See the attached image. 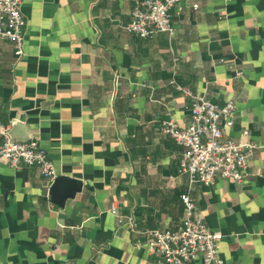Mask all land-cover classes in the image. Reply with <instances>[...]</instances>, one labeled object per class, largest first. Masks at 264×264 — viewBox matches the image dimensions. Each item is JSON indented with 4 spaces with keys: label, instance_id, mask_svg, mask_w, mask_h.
Returning <instances> with one entry per match:
<instances>
[{
    "label": "crops",
    "instance_id": "obj_1",
    "mask_svg": "<svg viewBox=\"0 0 264 264\" xmlns=\"http://www.w3.org/2000/svg\"><path fill=\"white\" fill-rule=\"evenodd\" d=\"M136 1L22 0L23 56L0 39V123L82 184L58 207L37 167L0 161V264H158L144 232L180 227L188 184L183 147L158 131L189 124L178 88L236 103L223 134L257 146L247 175L191 195L223 264H264V0H183L175 33L151 38L125 30Z\"/></svg>",
    "mask_w": 264,
    "mask_h": 264
},
{
    "label": "built area",
    "instance_id": "obj_2",
    "mask_svg": "<svg viewBox=\"0 0 264 264\" xmlns=\"http://www.w3.org/2000/svg\"><path fill=\"white\" fill-rule=\"evenodd\" d=\"M183 0H138L125 30L140 38H151L159 32L172 36L176 28L171 11H182ZM22 0H0V39L11 43L16 58L24 54L25 20L21 13ZM198 8L197 4L192 6ZM176 62L177 60L174 59ZM189 99V124L180 129L172 119L162 122L158 131L170 136L183 147L179 159V174L188 179L187 191L181 200L184 212L177 230L151 229L144 232L145 244L158 264H223L219 255L222 235L211 231L198 215L191 191L196 183L212 185L218 179L241 183L247 175L249 159L257 146L248 140V132L241 138L224 137L223 128L231 127L236 113L233 100L223 105L211 102L206 94L194 95L178 88ZM0 161L13 169L35 166L45 187L57 177L54 164L36 143L18 142L11 138L9 125L0 123ZM110 213L119 226L136 224L131 218L120 216L114 205Z\"/></svg>",
    "mask_w": 264,
    "mask_h": 264
},
{
    "label": "water",
    "instance_id": "obj_3",
    "mask_svg": "<svg viewBox=\"0 0 264 264\" xmlns=\"http://www.w3.org/2000/svg\"><path fill=\"white\" fill-rule=\"evenodd\" d=\"M79 180L57 176L48 191L49 200L58 207H64L68 199H73L81 191Z\"/></svg>",
    "mask_w": 264,
    "mask_h": 264
}]
</instances>
